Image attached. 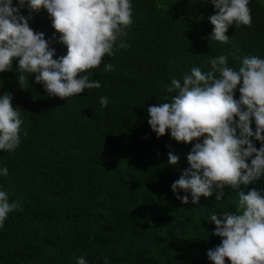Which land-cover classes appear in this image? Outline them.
Listing matches in <instances>:
<instances>
[{"label": "trees", "instance_id": "1", "mask_svg": "<svg viewBox=\"0 0 264 264\" xmlns=\"http://www.w3.org/2000/svg\"><path fill=\"white\" fill-rule=\"evenodd\" d=\"M139 5L128 35L114 45L115 55L84 73L100 81L99 89L61 99L27 73L22 88L18 59L0 73V96L12 95L23 121L18 147L0 150V191L18 205L0 228V264H77L80 257L87 264H105V258L107 264H214L207 252L222 238L206 218L237 213L239 191L264 189V177L239 189L225 186L217 201L221 190L214 187L198 204L179 190L189 196L183 204L171 185L190 167L187 155L195 141L178 142L170 129L158 137L147 112L167 97L171 102L178 94L166 93L171 80L182 82L193 67L210 71L209 61L224 54L238 70L245 56H264V5L250 0L252 25H230L228 43L210 40V17L217 12L210 0ZM20 12L45 34L54 58L67 54L46 9L34 11L26 2ZM121 41L129 47L119 48ZM108 64L111 71H105ZM101 96L108 98L106 107ZM234 98L240 99L238 89ZM170 152L178 163H169Z\"/></svg>", "mask_w": 264, "mask_h": 264}, {"label": "clouds", "instance_id": "2", "mask_svg": "<svg viewBox=\"0 0 264 264\" xmlns=\"http://www.w3.org/2000/svg\"><path fill=\"white\" fill-rule=\"evenodd\" d=\"M0 0V73L13 67L18 59V81L27 89V74H34L36 83L43 84L50 96L61 99L99 89V80H90L88 70L98 67L105 55L114 56V45L128 35L126 29L133 22L131 0ZM28 3L30 9H46L52 17L60 41L67 46V54L54 58L43 32L30 27L29 19L20 8ZM217 10L210 17L214 25L210 40L228 43L230 25L251 26L250 0H210ZM129 45L121 41L119 48ZM211 70L202 72L193 67L183 81L173 78L166 93H178L171 102L150 105L148 123L158 137L170 129L178 142L193 144L187 155L190 167L171 188L183 204H198L201 197H211L213 189L257 183L264 177V59L245 56L238 70L228 66L227 55L209 61ZM112 64L105 67L111 71ZM239 90L240 99L234 98ZM106 107L108 98L100 97ZM14 107L12 95L0 96V150L14 151L20 144L23 121ZM238 117V119H237ZM253 123L255 130H253ZM201 138L202 142H201ZM260 141L257 148L253 141ZM177 155L169 153V163L176 164ZM7 175L8 169L3 168ZM237 213H213L206 219L215 223L214 235L222 238L207 255L214 264H264V189L252 188L238 192ZM9 203L8 194L0 191V228L8 214L17 207ZM77 264H87L80 257ZM107 264V258H105Z\"/></svg>", "mask_w": 264, "mask_h": 264}, {"label": "rangeland", "instance_id": "3", "mask_svg": "<svg viewBox=\"0 0 264 264\" xmlns=\"http://www.w3.org/2000/svg\"><path fill=\"white\" fill-rule=\"evenodd\" d=\"M257 1H258V5L260 7H263L264 0H257ZM139 2H141V0H131L133 13H136V14L140 13V10L142 9V6L139 5ZM260 58L264 59V56H261Z\"/></svg>", "mask_w": 264, "mask_h": 264}]
</instances>
